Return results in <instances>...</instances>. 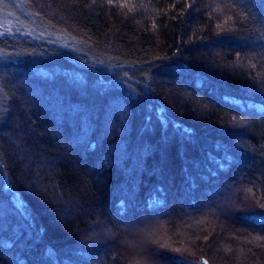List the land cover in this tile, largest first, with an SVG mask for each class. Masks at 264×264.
Listing matches in <instances>:
<instances>
[{
    "label": "trees",
    "instance_id": "trees-1",
    "mask_svg": "<svg viewBox=\"0 0 264 264\" xmlns=\"http://www.w3.org/2000/svg\"><path fill=\"white\" fill-rule=\"evenodd\" d=\"M0 264H264V0H0Z\"/></svg>",
    "mask_w": 264,
    "mask_h": 264
},
{
    "label": "rangeland",
    "instance_id": "rangeland-1",
    "mask_svg": "<svg viewBox=\"0 0 264 264\" xmlns=\"http://www.w3.org/2000/svg\"><path fill=\"white\" fill-rule=\"evenodd\" d=\"M144 242H142L140 245H138L139 247L138 248H135V249H133V246H132V248L130 249H128V248H122V247H120V252H121V254L122 255H126L127 257H129V256H131V255H133V257H134V255L135 256H137L136 254H138V258L139 257H141V256H143L145 253V250H146V247L147 246H145L144 244H143ZM145 244H146V242H145ZM136 245V244H135ZM147 245V244H146ZM128 249V250H127ZM136 253V254H135ZM131 254V255H130ZM133 260V259H132Z\"/></svg>",
    "mask_w": 264,
    "mask_h": 264
}]
</instances>
